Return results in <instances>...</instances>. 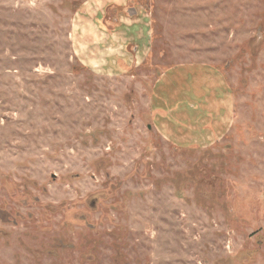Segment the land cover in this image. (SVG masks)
<instances>
[{"label":"rangeland","instance_id":"rangeland-1","mask_svg":"<svg viewBox=\"0 0 264 264\" xmlns=\"http://www.w3.org/2000/svg\"><path fill=\"white\" fill-rule=\"evenodd\" d=\"M83 1L0 0V264H264V0H137L151 40L122 73L82 55ZM186 63L230 89L214 142L152 125Z\"/></svg>","mask_w":264,"mask_h":264},{"label":"crops","instance_id":"crops-1","mask_svg":"<svg viewBox=\"0 0 264 264\" xmlns=\"http://www.w3.org/2000/svg\"><path fill=\"white\" fill-rule=\"evenodd\" d=\"M80 12L75 31L78 40L87 42L82 55L89 57L104 50L99 63L115 73L134 66L137 54L142 58L151 40V23L137 0H84ZM111 47H120L125 53H109ZM150 96L152 125L162 138L173 143L214 142L227 130L233 113L230 89L222 76L201 63L163 70Z\"/></svg>","mask_w":264,"mask_h":264}]
</instances>
